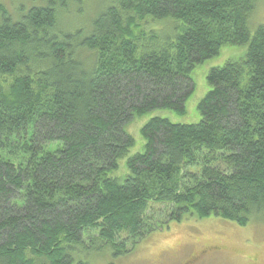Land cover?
<instances>
[{
	"label": "trees",
	"instance_id": "obj_1",
	"mask_svg": "<svg viewBox=\"0 0 264 264\" xmlns=\"http://www.w3.org/2000/svg\"><path fill=\"white\" fill-rule=\"evenodd\" d=\"M30 1L0 0V264H113L171 223L264 216L262 0H107L90 31L62 16L84 0ZM240 46L209 71L202 120L152 117L121 173L128 128L186 115L193 71Z\"/></svg>",
	"mask_w": 264,
	"mask_h": 264
},
{
	"label": "rangeland",
	"instance_id": "obj_2",
	"mask_svg": "<svg viewBox=\"0 0 264 264\" xmlns=\"http://www.w3.org/2000/svg\"><path fill=\"white\" fill-rule=\"evenodd\" d=\"M14 14L20 8L29 9L30 0H5ZM107 0H84L81 7L72 9L74 15L63 14L65 24L73 28L81 26L91 30L92 20L105 8ZM82 12V13H81ZM78 15V16H77ZM76 21V23H74ZM74 23V24H73ZM264 25V0H262L250 20L251 31ZM168 32V31H165ZM164 31L162 37L166 35ZM247 47H224L220 55L198 66L192 74L195 93L187 101V112L178 116L169 111H156L137 120L128 132L135 139V146L129 155L120 161V172L125 173L127 158L144 150L145 141L141 134L142 127L155 116L164 117L177 124H197L202 120L198 105L209 91L207 75L212 68L222 67L229 60H239L245 55ZM61 146L57 143L48 146L55 152ZM0 156L10 158L5 153ZM198 170V169H193ZM207 251V255L198 264H264V216L254 219L246 226L211 217L202 221L186 219L181 223H171L168 227L157 229L143 239L136 249L125 258L113 264H184L188 258ZM108 257L94 258L95 264H109Z\"/></svg>",
	"mask_w": 264,
	"mask_h": 264
},
{
	"label": "flooded vegetation",
	"instance_id": "obj_3",
	"mask_svg": "<svg viewBox=\"0 0 264 264\" xmlns=\"http://www.w3.org/2000/svg\"><path fill=\"white\" fill-rule=\"evenodd\" d=\"M207 254H208L207 251H202L200 254L196 256H193L191 258L189 257L184 264H198L201 261V259H203Z\"/></svg>",
	"mask_w": 264,
	"mask_h": 264
}]
</instances>
